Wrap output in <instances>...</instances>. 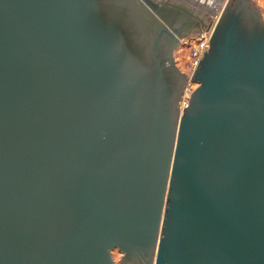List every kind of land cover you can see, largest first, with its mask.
<instances>
[{"label": "water", "instance_id": "obj_1", "mask_svg": "<svg viewBox=\"0 0 264 264\" xmlns=\"http://www.w3.org/2000/svg\"><path fill=\"white\" fill-rule=\"evenodd\" d=\"M245 13L264 32L253 0H227L195 68ZM209 17L193 0H0V264H115L156 191L161 239L173 220L218 264H264V44L232 107L215 112L241 86L231 64L222 90L191 92L162 153L178 67L161 35L178 45Z\"/></svg>", "mask_w": 264, "mask_h": 264}, {"label": "flooded vegetation", "instance_id": "obj_2", "mask_svg": "<svg viewBox=\"0 0 264 264\" xmlns=\"http://www.w3.org/2000/svg\"><path fill=\"white\" fill-rule=\"evenodd\" d=\"M106 3L107 2H104V4ZM138 5L142 8L139 3ZM244 15L248 19L247 22H244L241 17L230 19L228 25L226 24L225 26L226 28L224 27L225 29L218 33V39L211 48V52L206 56V53L203 54V57H205V59L202 57L204 61L202 60V64L195 68L192 73V77H190L192 86L195 84L192 92H195L203 83H205V87L208 86L207 84H209L210 81L215 83L217 86V91H220L222 90L223 84L226 82L225 77L229 75L228 70L225 69L228 64H231V66L237 69V72L241 73L240 77L242 78V81H235L237 85L241 86L233 87L234 91L225 97L224 102L216 106V113L217 111L220 112L222 109L232 107L235 103L232 96L242 89H245L246 86L253 82L250 71L255 69L259 70L262 68L261 62L258 61L261 60L260 57L254 56L257 58L252 61L251 55L248 56L250 51L246 49L250 50V48L253 49V47H255L253 50L256 51V47L259 44H264V32L260 31V27L255 25V27H252L251 29L246 28L248 29V31H246L245 27H243L241 23L246 25L252 23L251 25H253L255 22L251 20L252 18L250 17V14L245 13ZM181 21H183L182 26H185L184 24L186 22V18L183 17L179 22ZM154 22L156 25L157 34L159 35L161 32V26L156 23V21ZM137 25L140 27L139 23H137ZM177 25L180 26V23ZM229 28L231 30L227 31ZM147 33L149 32L147 31ZM162 39L166 42H164V46L161 43V51L159 54L162 56V58L166 55V57L163 58L165 60V58H169L172 50L174 51V48L177 47V44L175 40L168 34L166 35L165 32H163L161 35V40ZM165 46L166 48L162 49V47L164 48ZM240 52L245 53H242L240 58H237L236 61L232 60V58V61L226 59L227 55L230 57L234 56L235 54H239ZM154 56L151 57L154 58ZM163 59L160 60L163 61ZM155 72H158L156 68ZM186 78L187 76L185 72L176 69L175 67L163 68V77L161 81V91L163 94L161 115L162 127L160 128V137L167 143L165 146L163 143L162 149V153L164 151L165 156L169 150L167 141L174 139V129L176 130L177 128V126L175 128V125L177 121H179L184 111V108H180L179 101L187 82ZM244 78H247L248 82L244 80ZM188 106L189 104L185 108ZM157 135L159 136L158 130ZM157 192L158 191L154 193V196L149 202V206L144 210L145 213L143 218L145 221L144 223L142 222L141 226L139 224V228H141V230H138L132 241L126 243L124 249L115 247L112 252L118 250L122 254L121 261L123 264H153L155 250L160 247L161 252L159 259L163 261L162 264H167V261L169 264H218V260H215L211 252H207V247L202 245L199 240L194 238H185V228L183 224H178L173 220L170 221L167 226L168 231L161 239L159 235L160 233H158V222L160 219L159 213L161 205L160 199L157 196Z\"/></svg>", "mask_w": 264, "mask_h": 264}, {"label": "rangeland", "instance_id": "obj_3", "mask_svg": "<svg viewBox=\"0 0 264 264\" xmlns=\"http://www.w3.org/2000/svg\"><path fill=\"white\" fill-rule=\"evenodd\" d=\"M217 1H219V0H215V3H214V1L209 0V2H211V3L209 4V6L207 5L208 6V11H210L211 7L213 9L216 8L215 5L217 4ZM257 1L260 4V6L262 5L263 8H264L263 0H257ZM222 9H223V4H222V7L220 8V11H222ZM260 11H261L262 17L264 19L263 11L261 9H260ZM214 13H215V11H214ZM219 14L215 13L213 15L215 17L212 18V20H216L217 16L219 17ZM213 22H215V21H213ZM199 34L201 35V33L199 32V33H196V35L193 36L192 41H190L192 43H190L189 45L180 46V44H178L177 47L175 46L176 48H174V51H173L174 52V62H175L176 66L178 67L179 70L185 72V74L187 76L186 81L188 80L189 77H191L192 72L194 70L193 69L194 61L196 60V56H194V49H195V46L197 44H199V41H198V38L200 37ZM194 86H195V84L192 86V88ZM121 256H122V254L118 250H115L114 252H112V257L114 259L115 264H122V262L120 260Z\"/></svg>", "mask_w": 264, "mask_h": 264}, {"label": "built area", "instance_id": "obj_4", "mask_svg": "<svg viewBox=\"0 0 264 264\" xmlns=\"http://www.w3.org/2000/svg\"><path fill=\"white\" fill-rule=\"evenodd\" d=\"M215 21H217V18ZM215 24H216V22H211L210 27L206 30H202L200 32L201 35L199 34L200 35V37L198 38L199 44H197L195 46V49H194V56H196V60L194 61L193 69L195 68V66L197 64V61H198L200 55L202 54L204 47L208 46V38H209ZM194 35H196V34H191V35H188V36L184 37L183 39H181V41L179 43L180 46H182V45L186 46V45H189L190 43H192L190 41H192V38ZM191 83L192 82H191L190 77H189L187 80V83L184 87V90L182 92V96L180 98V101H179V105H180L181 109H183V107L188 105V100L190 99L191 92L193 91Z\"/></svg>", "mask_w": 264, "mask_h": 264}, {"label": "crops", "instance_id": "obj_5", "mask_svg": "<svg viewBox=\"0 0 264 264\" xmlns=\"http://www.w3.org/2000/svg\"><path fill=\"white\" fill-rule=\"evenodd\" d=\"M193 1H196V7H199L200 6L201 7V10L203 12H208L210 14L211 22H213V21H215V20H212V18L215 17L213 15L215 13H218V14L221 13L220 8L222 7V4H223V7H224V5H225V3H226L227 0H225V1L224 0L217 1V4L215 5L216 8H214L215 10L211 7L210 8V11H208V6L211 3V2H209V0H193ZM211 1H214V3H215V0H211ZM253 2H254L255 5H257L258 8H260L263 11V15H264V8H263V6L262 5L260 6V4L258 3L257 0H253ZM190 4H192V3H190ZM263 5H264V0H263ZM214 11H215V13H214ZM217 20H218V16H217ZM215 22H217V21H215Z\"/></svg>", "mask_w": 264, "mask_h": 264}, {"label": "bare ground", "instance_id": "obj_6", "mask_svg": "<svg viewBox=\"0 0 264 264\" xmlns=\"http://www.w3.org/2000/svg\"><path fill=\"white\" fill-rule=\"evenodd\" d=\"M178 46V45H177Z\"/></svg>", "mask_w": 264, "mask_h": 264}]
</instances>
